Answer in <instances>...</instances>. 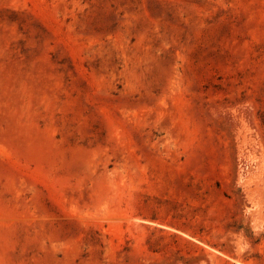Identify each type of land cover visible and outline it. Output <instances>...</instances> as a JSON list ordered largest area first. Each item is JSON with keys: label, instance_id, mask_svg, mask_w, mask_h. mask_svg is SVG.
<instances>
[{"label": "rangeland", "instance_id": "obj_1", "mask_svg": "<svg viewBox=\"0 0 264 264\" xmlns=\"http://www.w3.org/2000/svg\"><path fill=\"white\" fill-rule=\"evenodd\" d=\"M263 217L264 0H0V264H264Z\"/></svg>", "mask_w": 264, "mask_h": 264}, {"label": "bare ground", "instance_id": "obj_2", "mask_svg": "<svg viewBox=\"0 0 264 264\" xmlns=\"http://www.w3.org/2000/svg\"><path fill=\"white\" fill-rule=\"evenodd\" d=\"M258 217H259V216H257V221H258ZM261 217H262V215H261ZM263 219H264V217H263ZM259 221L261 222L262 220H260V218H259ZM262 223H263V221H262ZM261 225H262V224H261ZM241 238H242V237H241ZM241 238H240V239H241ZM239 241H240V240H239ZM234 245H235V244H234ZM239 245H242V244H239ZM238 252H239V251H238ZM241 258H242V257H241Z\"/></svg>", "mask_w": 264, "mask_h": 264}]
</instances>
